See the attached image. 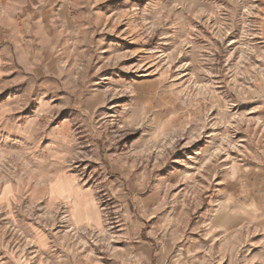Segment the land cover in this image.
<instances>
[{"label":"rangeland","instance_id":"1","mask_svg":"<svg viewBox=\"0 0 264 264\" xmlns=\"http://www.w3.org/2000/svg\"><path fill=\"white\" fill-rule=\"evenodd\" d=\"M15 2L51 33L0 66V263L264 264V0ZM48 159L98 227L46 204Z\"/></svg>","mask_w":264,"mask_h":264},{"label":"crops","instance_id":"2","mask_svg":"<svg viewBox=\"0 0 264 264\" xmlns=\"http://www.w3.org/2000/svg\"><path fill=\"white\" fill-rule=\"evenodd\" d=\"M15 4V0H0V66L2 69L3 65H13L14 62L18 61L22 66H32L30 69L22 68V71L31 73L35 76L34 65L37 63L45 64L48 62L47 57L42 55H39V60L35 52V44H37L35 32H39V29L44 33L46 32L47 42H45V39L41 41L42 49L44 46L49 47L48 41L50 40L51 28L50 24L48 23V16L42 15L41 19L39 20L36 19L34 12L26 14V11H23L22 18L20 19L16 13H13V8L16 6ZM38 46L39 44H37V47ZM17 49L25 51V57L23 58L22 56L21 61L18 60L19 52H16ZM21 54L22 53H20V56ZM1 69L0 73L2 72ZM49 160L50 159H48V165L46 166L49 172L45 174L46 179L43 180L44 185L42 187V195L46 199V204L49 206H56L63 200L68 201L70 203V219L74 224L85 226L92 225L98 227L100 225L99 211L95 202L93 201L91 192L78 186L74 179V175L63 169H59V164H55V168L51 169V160ZM7 187L10 188V191H5L6 195L9 192L11 194L17 192V190L15 191L13 188H11L12 186ZM130 227L137 228L133 235L140 238L142 233L141 226L138 224H132ZM144 236L147 237L146 234ZM34 240L40 248H43L46 251L48 250V244L50 243L49 240L47 242V237L45 234L37 232L34 235ZM140 242V245L144 247L145 252L148 253L147 264H162V262L152 263L157 259L156 253L158 249L156 246L147 240H140ZM50 253L51 252L48 250L47 255L51 256ZM128 255L130 256L129 251ZM158 256L160 257V254ZM49 261L51 260L48 259V262ZM14 263L19 264L16 261H14ZM72 264L96 263H94V261L88 262L87 260L79 259L74 261Z\"/></svg>","mask_w":264,"mask_h":264}]
</instances>
